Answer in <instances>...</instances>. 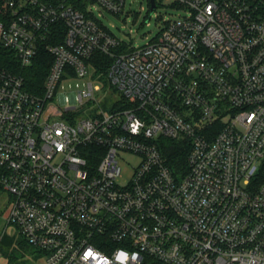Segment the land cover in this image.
<instances>
[{"label": "built area", "instance_id": "1", "mask_svg": "<svg viewBox=\"0 0 264 264\" xmlns=\"http://www.w3.org/2000/svg\"><path fill=\"white\" fill-rule=\"evenodd\" d=\"M75 1L0 0L24 67L65 28L42 96L0 67L8 225L37 264H264V0H162L189 16L122 52L95 13L126 0ZM166 140L189 149L183 168Z\"/></svg>", "mask_w": 264, "mask_h": 264}, {"label": "trees", "instance_id": "2", "mask_svg": "<svg viewBox=\"0 0 264 264\" xmlns=\"http://www.w3.org/2000/svg\"><path fill=\"white\" fill-rule=\"evenodd\" d=\"M53 1V0H44ZM77 8L84 11L87 6L86 0H76ZM150 14V13H149ZM65 40V28L63 25H56L52 33L49 35L45 43L39 44L37 56L33 59L32 64L29 66H22L16 54L5 48L0 43V67L8 70L12 74L20 76L24 79L25 89L36 96H42L44 93V84L50 68L53 64V57L47 51V45H61ZM126 46L121 47L119 52L125 51ZM112 60L110 57L97 54L95 56V66L97 72L101 78H104L107 69L109 68ZM169 151L168 156H171L170 164L175 169H181L185 165L186 157L189 153L188 148L172 142L165 141ZM264 176H262V179ZM19 236L4 235L0 244V247L6 250L4 253L8 259V264H29L28 260H24L25 257L31 256L33 259L36 255V251L32 248L25 238L18 233Z\"/></svg>", "mask_w": 264, "mask_h": 264}, {"label": "rangeland", "instance_id": "3", "mask_svg": "<svg viewBox=\"0 0 264 264\" xmlns=\"http://www.w3.org/2000/svg\"><path fill=\"white\" fill-rule=\"evenodd\" d=\"M157 8L149 17V0H126L122 13L116 15L104 12L101 16L96 12L100 25L108 32L119 38L123 46L140 48L156 40L164 26V22L176 20L189 16L186 10L178 9L170 2L156 0ZM114 98H118L115 95ZM139 159L131 154L122 155L120 166L123 171L124 180L131 175V166L138 163ZM11 209V195L0 190V235L8 232V235L15 231L13 226H7V218ZM6 229V230H5ZM30 264H37L36 260L28 256Z\"/></svg>", "mask_w": 264, "mask_h": 264}, {"label": "crops", "instance_id": "4", "mask_svg": "<svg viewBox=\"0 0 264 264\" xmlns=\"http://www.w3.org/2000/svg\"><path fill=\"white\" fill-rule=\"evenodd\" d=\"M7 220H8V218H7ZM7 220H6V222H7ZM7 226H9L8 225V222H7V224H6ZM6 230V229H5ZM8 235V232H5L4 231V233L3 234H1L0 235V244H1V241H2V238H3V236L4 235ZM10 236H15V237H17V236H19L18 235V232L15 230V231H13L11 234H10ZM6 252V250L5 249H3L2 250V248L0 247V264H8V259H7V257L5 256V253ZM29 256V255H28ZM29 257H31V256H29ZM24 260H28V257H25V259ZM29 264H30V262H28Z\"/></svg>", "mask_w": 264, "mask_h": 264}, {"label": "water", "instance_id": "5", "mask_svg": "<svg viewBox=\"0 0 264 264\" xmlns=\"http://www.w3.org/2000/svg\"><path fill=\"white\" fill-rule=\"evenodd\" d=\"M149 2H150V14H149L148 18H150L152 16L153 12L157 8L156 0H149Z\"/></svg>", "mask_w": 264, "mask_h": 264}]
</instances>
